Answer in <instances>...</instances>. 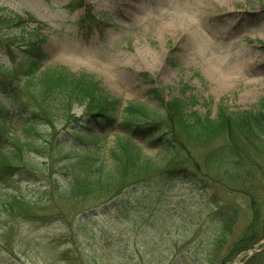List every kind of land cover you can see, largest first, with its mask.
I'll list each match as a JSON object with an SVG mask.
<instances>
[{
	"label": "rangeland",
	"instance_id": "374dc122",
	"mask_svg": "<svg viewBox=\"0 0 264 264\" xmlns=\"http://www.w3.org/2000/svg\"><path fill=\"white\" fill-rule=\"evenodd\" d=\"M214 1L196 27L171 32L168 19L176 13L192 17L199 0H0V38H7L4 20L19 17L28 34L36 28L29 18L39 21L47 58L39 77L59 66L91 74L122 102L121 109L128 104L156 108L152 90L164 91L167 101L185 102L188 115L204 116L209 109L216 113L221 104L231 110L255 109L264 98V0ZM59 57L80 64L71 67ZM8 62L0 50V65L11 68ZM5 105L12 109L11 101ZM84 109L74 105L69 115L80 118ZM67 119L43 120L37 136L64 139L70 131L63 127ZM15 122L11 139L25 143L24 129ZM116 138L115 132L107 133L104 154ZM135 142L144 156L165 159L157 145L142 138ZM76 156L80 152L70 149L64 158L52 160L44 152H32L27 157L36 164L35 175L0 181V210L11 196L28 206L27 215H0V264H208L215 233L209 205L179 186L169 206L178 213L165 225L164 217H154L159 220L154 229L142 215L117 219L108 212L114 202L81 213L80 203L67 202L58 193L75 175ZM246 224L240 221L238 230ZM261 251L264 239L232 264H247Z\"/></svg>",
	"mask_w": 264,
	"mask_h": 264
},
{
	"label": "trees",
	"instance_id": "16d2710c",
	"mask_svg": "<svg viewBox=\"0 0 264 264\" xmlns=\"http://www.w3.org/2000/svg\"><path fill=\"white\" fill-rule=\"evenodd\" d=\"M29 19L36 27L31 34L24 32L26 22L17 17L4 20L7 38H0V50L11 66L0 65V181L35 175L36 164L27 157L32 152H44L52 160L76 150L80 156L72 165L75 175L67 177L58 193L67 202L80 203L81 213L114 202L108 212L117 219L142 215L139 218L154 229L159 221L154 217H164L165 225L178 213L169 206L183 186L212 211L215 233L207 250L208 264H232L255 249L264 239V98L251 110L221 104L216 113L209 109L204 116L188 115L185 102L174 97L167 101L164 91L152 90L156 108L128 104L121 109L122 102L91 74L59 66L39 77L47 59L41 47L46 41L44 26ZM14 28L17 32H10ZM15 47H22L19 53ZM5 101H11L12 109ZM74 105L85 108L82 117L69 115ZM14 118L24 129L25 143L11 139ZM50 119L68 120L63 127L70 131L64 139L37 136L43 120ZM109 132L117 138L104 154ZM137 138L157 145L158 155L165 159L144 156ZM93 199L99 201L90 205ZM23 200L11 196L0 215H27ZM242 220L247 224L240 232ZM247 264H264V251Z\"/></svg>",
	"mask_w": 264,
	"mask_h": 264
},
{
	"label": "bare ground",
	"instance_id": "6f19581e",
	"mask_svg": "<svg viewBox=\"0 0 264 264\" xmlns=\"http://www.w3.org/2000/svg\"><path fill=\"white\" fill-rule=\"evenodd\" d=\"M214 2H215L214 0H199L198 8L192 17H187L181 13H176L174 17H172L171 19L170 18L168 19L169 27L167 30L173 32L175 29L176 32H180L183 28H186V27H189V28L196 27L198 21L203 18L202 13L207 11L210 8V4ZM59 61L71 67L80 64L79 60L65 59L64 57H59ZM247 65L250 66V62H247ZM254 87H256L255 82H254Z\"/></svg>",
	"mask_w": 264,
	"mask_h": 264
}]
</instances>
